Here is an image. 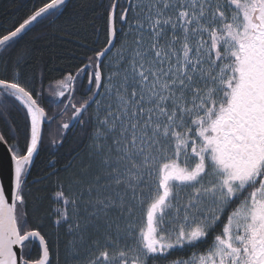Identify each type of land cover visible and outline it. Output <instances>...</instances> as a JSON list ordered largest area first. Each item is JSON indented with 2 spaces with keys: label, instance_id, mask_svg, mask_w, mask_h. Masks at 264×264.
<instances>
[{
  "label": "snow or ice",
  "instance_id": "snow-or-ice-1",
  "mask_svg": "<svg viewBox=\"0 0 264 264\" xmlns=\"http://www.w3.org/2000/svg\"><path fill=\"white\" fill-rule=\"evenodd\" d=\"M67 8L40 0L0 24V118L14 141L0 132L11 160L0 182V264H52L53 252L59 264V242L50 249L40 226L29 227L39 196L29 207L26 189L42 123L69 109L58 127L63 136L78 125L83 147L56 169L66 174L53 221L64 227L66 264H264V0H98L92 54L56 82L52 96L67 103L49 117L44 73L27 63L31 40L20 44ZM77 83L88 94L80 101ZM210 235L203 250L170 258Z\"/></svg>",
  "mask_w": 264,
  "mask_h": 264
},
{
  "label": "trees",
  "instance_id": "trees-1",
  "mask_svg": "<svg viewBox=\"0 0 264 264\" xmlns=\"http://www.w3.org/2000/svg\"><path fill=\"white\" fill-rule=\"evenodd\" d=\"M40 0H0V24L10 26L14 22L21 21V18L26 16L27 10L32 5L38 4ZM98 0H68V5L65 15L49 24L47 21L36 25L33 30L24 37L20 47L26 41L31 40V51L27 57L29 68L39 77V73L43 71V91L40 99V106L45 109L47 116H53L63 108V103H58L57 98L52 96V92L56 90V82L63 79L68 72L75 73V70L83 63L82 58L85 53L91 55L89 46L95 38L94 27H100V21L93 20V13L90 10L94 3ZM99 45L96 47H102ZM86 83V80H85ZM36 87L39 89L40 84ZM87 93L83 85L77 83L76 91L73 93L75 101H80L87 98ZM94 107V106H93ZM92 108L89 109V112ZM71 115V109L68 113L61 117L56 116V119L43 127V143L41 144L38 154L34 162L30 166V174L27 177L28 189L31 190L29 199V207L33 203V198L39 196V209L34 214L35 218L30 221L29 227L40 226L41 233L49 240L50 249L55 248V242H59V264H66L63 251L64 241L67 237L64 234V227L57 228L53 221L56 218L55 210L63 206L62 202H57L55 193L59 191L57 185V176H65L63 171L56 172V169H61L66 160L71 159L74 151L82 148L80 143L83 132L77 125L63 132L58 127L61 120L67 121ZM12 118L17 123L23 125V114L18 111L12 113ZM0 132H3L8 145L14 141L8 135L7 125L0 118ZM57 141L53 144L52 141ZM21 154L24 153V141L20 140ZM49 162L55 163V168L49 166ZM56 172L55 175L52 173ZM47 177V178H45ZM40 179L39 184L33 183L34 180ZM65 195L72 197L76 193V189H69L67 183L64 185ZM212 235L205 242L197 245L196 249L184 248L175 250L172 257L190 256L193 251L203 250L211 243ZM31 258H38L39 248L36 244H31ZM82 257L85 255L82 252ZM52 264H57L55 252L51 257ZM163 264V262H161Z\"/></svg>",
  "mask_w": 264,
  "mask_h": 264
},
{
  "label": "water",
  "instance_id": "water-1",
  "mask_svg": "<svg viewBox=\"0 0 264 264\" xmlns=\"http://www.w3.org/2000/svg\"><path fill=\"white\" fill-rule=\"evenodd\" d=\"M67 1L68 0H66V2ZM56 98L58 103L63 99V97H56ZM46 124H49L47 120H45L42 123V129ZM36 156L37 155H35L34 159L36 158ZM10 167H11V160H10V154L7 151V147L4 144H0V182L5 183L6 186L8 183V175L10 172ZM32 243H35L39 248L38 241H33Z\"/></svg>",
  "mask_w": 264,
  "mask_h": 264
},
{
  "label": "flooded vegetation",
  "instance_id": "flooded-vegetation-1",
  "mask_svg": "<svg viewBox=\"0 0 264 264\" xmlns=\"http://www.w3.org/2000/svg\"><path fill=\"white\" fill-rule=\"evenodd\" d=\"M63 100L65 101V103H67V94L65 97H63V99L61 101H63ZM69 116H71V115H69ZM32 244H35V243H32Z\"/></svg>",
  "mask_w": 264,
  "mask_h": 264
}]
</instances>
